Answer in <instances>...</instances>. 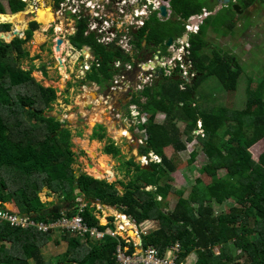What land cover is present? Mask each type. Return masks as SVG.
Here are the masks:
<instances>
[{
  "label": "trees",
  "instance_id": "obj_1",
  "mask_svg": "<svg viewBox=\"0 0 264 264\" xmlns=\"http://www.w3.org/2000/svg\"><path fill=\"white\" fill-rule=\"evenodd\" d=\"M61 1H57L58 7ZM7 2L12 13L23 12L27 7L21 0ZM171 3L174 10L171 19L162 21L157 11L147 26L135 33L140 51L153 53L157 45L164 48L169 38L185 33L186 21L191 17L204 14L206 9L215 10L206 0H172ZM236 3L245 11L256 4L264 6V0H232L229 6L205 21L199 34L191 37L190 60L198 72L194 87L187 83V89L182 90L183 82L170 79L147 87L143 94L148 98L146 103L140 101L141 94H133L132 102L149 112V119L141 123V128L148 130V143L141 146L140 154L153 150L163 160L146 167L134 158L125 160L123 167L129 180L111 183L87 173L78 176L74 167L78 154L74 151L69 122L45 115L47 110L54 109L53 105L60 98L57 90L38 83L33 77L37 70L34 64L32 71L24 70L22 61L30 58V52L24 46L33 40L41 24L31 22L25 39L16 38L10 32L11 24H1L0 32H10L13 43L0 41V208H5L6 203H15L19 214L31 215L37 223H43L57 221L64 214L74 217L78 214L77 200L85 196L89 205L83 216L90 226L102 231L108 227L116 228L115 217H111L108 226H102L92 205L96 201L118 208L139 224L147 220L158 221V227L143 235V248L155 249L160 258L169 247L178 243L179 261L195 253V264H264V156L257 161L252 152V148L264 140V80L257 87L250 82L243 109L203 107L197 95L198 89L211 77L218 78L229 93L238 91L245 73L243 66L237 59L234 62L233 56L210 55L211 43L205 36L208 28H217L213 24L224 12L233 15L222 26L227 29V35L238 26ZM0 14H6L1 1ZM88 30V20L82 19L77 34L70 38L78 50L86 46L92 48L101 62L100 69L95 67L85 81L102 87L111 86L116 73L114 61L117 58L132 61L133 58L126 56L115 44H100L97 35L87 34ZM42 36L37 32V40ZM13 52L18 54L17 57ZM39 58L36 56L32 60ZM96 70L100 73L94 76ZM38 71L49 78L46 68ZM159 111L168 116L163 124L156 122ZM199 121H202L201 128ZM197 129H200L198 134L195 133ZM107 137V127L98 124L92 139L102 141ZM195 139L209 159L201 167V175L210 176L212 182L207 184L198 178L190 195L186 196L185 190L173 185L174 179L161 181L168 172L177 171L168 148L171 146L170 149L182 152L188 148V142ZM105 152L120 157L122 148L109 137ZM198 155V150L192 151V164L196 163ZM222 170L226 175L221 177ZM149 185L158 188L149 190ZM120 186L124 188L123 193ZM44 191L59 198L62 204L59 213H47L55 203L43 201L41 193ZM172 192L177 193L179 200L175 209L168 211L166 202ZM230 200L236 205L229 212L218 214L213 204L224 205ZM66 206L71 210H63ZM50 236L36 227L22 229L0 218V264H54L43 252ZM62 236V240L69 243V251L65 261L57 264L118 263L116 252L120 243L111 236L102 242L94 241L90 236L84 242L82 237L67 231ZM131 247L135 251L134 244Z\"/></svg>",
  "mask_w": 264,
  "mask_h": 264
},
{
  "label": "rangeland",
  "instance_id": "obj_2",
  "mask_svg": "<svg viewBox=\"0 0 264 264\" xmlns=\"http://www.w3.org/2000/svg\"><path fill=\"white\" fill-rule=\"evenodd\" d=\"M0 1L6 8V14H11L7 1ZM206 1L208 3L212 2V0ZM33 3H35V1H33ZM54 5L55 2L53 0H38V2L35 4L36 7L32 8L28 5L25 11L21 12L22 14H11L15 15L13 18V23H11V32L14 31V29H17L14 26V24H16L18 25V27H21L20 31L23 33L25 29L30 28L29 23L31 21L33 22L34 20H39L40 18L44 23L46 22L45 25L47 26L45 27V29L48 28V26L51 24H53L55 27L60 28L61 37L65 41V44L62 47L63 50L61 52H57L56 47L58 39L55 31L53 32V30H51V28L49 27L47 33H44L42 31L44 29V25L41 23L42 27L37 32L43 33L42 42L37 41V32H35L33 40L24 46L27 51L30 52V58H26L24 61H22L24 70L30 71L32 64H34L37 70H34L33 77L38 81L39 84L45 85L46 87H51V85H54V87L61 88L62 92L58 94L60 98L53 105L54 109L47 110L45 112V115L49 116L50 118H58V120L62 122H69L68 127L73 130V142L75 144L74 150L78 153V160L74 165L75 169L78 170L81 174L87 173L88 175L96 179H103L109 182L118 181L119 179H125L126 181H128L129 177L125 174L126 168L123 167V161L135 158L136 161L140 162L141 158H143L145 164L144 156H140L139 150L141 149V146L143 144L142 142L148 143V141L136 140V142H134V138L129 141L119 138L118 142L122 145V154L120 157H114L113 155L107 154L105 152V147L109 142V138L107 137L102 141L98 139H92L93 131L98 124H106L109 127V136H111V134H115L116 137H113V139L117 141L118 136L121 137V134L125 129L123 131L121 129L116 130L113 126L119 125L120 128V126L128 127L131 124H135L136 122H139L141 116H144L147 110L135 103L139 106V110L141 113L139 116H137L138 113L131 104L123 107V105L130 103L131 100L129 99V94L131 91L126 93H114V90L109 85H107V87L103 86L104 88H102V86L94 82L88 83L87 81H85L88 73H85L82 65H91L92 61L96 63L98 58L94 54L92 48L89 47L91 49V56L85 57L71 43L70 38L76 35L78 32V23L80 21L79 17L76 16V14L74 15L72 12L71 14H69V8L66 5L62 6V8L60 6V8L62 9V13L59 14L58 8L55 9L54 7V10L52 9V6ZM42 7H46V9L51 10L54 15L58 14V21H54L55 18L53 16H51V18H46L42 17L41 14L39 15L37 11ZM226 13L227 12H224V14L213 24L217 28H208L205 33V36H208V42L211 43V47L208 50V53L210 55H212L213 53L220 54L222 56H233V60L237 59L243 66L245 73L242 75L237 93H229L218 78L211 77L203 86L198 89L197 95L199 96V103L203 105V107L213 108L215 106H232L234 109H243L247 104V91L250 82L253 81L254 87H257L259 83L264 80V6L262 4H256L249 10L240 14L239 16L241 18V23L243 24L242 27L237 26L234 30L229 32V35H225L228 32L227 29L222 26L225 24L224 22H227V20L231 19L233 15H226ZM87 16L88 17L83 19L88 20V26L92 22L90 17L98 19L97 17H93L90 11L87 12ZM74 18L75 20H73ZM1 24L2 23H0V25ZM89 29L93 32H99V34L97 32L95 33L98 36H101V39H103V35L105 34L100 33L99 28ZM249 31L251 32L252 37V39H250L249 41L251 46L246 41V39L248 38L246 37V35ZM22 33L18 37H23L24 39L25 35ZM123 36V34H118L117 38L114 41H118L119 47L123 49L125 55L133 57L135 54H138V56L140 57V53L142 51H140V49H138L137 47L130 51L127 44L123 41ZM111 42H107L105 40V43H109L105 45H110ZM17 55L18 54L16 52H13V56L17 57ZM38 55L41 58L32 60V58H35L36 56L39 57ZM60 56L63 57L64 61L67 62L65 64L66 70L62 69L60 66V63L58 61V58H60ZM117 59L124 61V66L131 62L125 61L123 58ZM116 63L117 62L115 61L112 64L116 72L115 77L118 76L119 70ZM44 68L47 69L49 78H45L44 73L42 71H38ZM94 72V76L100 73L97 70ZM89 84L92 86H88ZM117 91H120V89H118ZM93 92H98L100 94V99L102 98L105 103L104 106L102 105L104 108H109V110L110 108L112 109V112H109L108 114L109 119L104 120V122L95 121L94 124L91 121L92 116L90 115L95 112L94 106H97V104H94L92 107L86 105L88 99H94L93 95H91ZM139 94L142 95V99L140 101L146 103L148 98L146 96H143L144 91L140 92ZM96 101H98V99ZM108 101H110L109 105L107 104ZM83 112H85L87 115H84ZM79 114H81V116H85V118L87 119V123L82 122L79 119ZM59 117L62 118L59 119ZM30 122L34 124L32 120H30ZM80 131L82 132L81 135L78 134V132ZM87 141L92 147L97 149V154L94 152L90 153L86 149V144H88ZM170 148L171 146L168 148L167 152L169 153V155L172 154V157L177 164V171L168 172V175L165 176L161 181L162 183L170 178L174 179V181L172 182L173 185L176 188L185 190L184 192L186 196H189L192 191V187L196 184V180L198 178H202L207 184H210L212 182V178L210 176L206 174L201 175L200 169L203 165L208 163L209 159L205 155L202 145L198 140L195 139L192 142H188V148L182 152H176L175 149ZM194 150H198L199 155L196 163L192 164L190 162V158L191 153ZM252 152L255 159L259 161L264 156V140H261L257 145H255L252 148ZM99 156H101L102 158L99 159ZM152 160H154V157H151V161ZM102 161L106 162L108 165L111 164L112 170L114 169L113 172L115 173L114 177H111L109 174H107V176L104 175L101 178H98L97 176L91 174L90 165L93 164L95 167L98 166ZM144 164L142 166H145ZM224 175H226V171L222 170L220 172V176L222 177ZM123 189L124 188L120 186V190L122 193L124 192ZM41 198L44 202L55 203L57 206H62L61 202L58 200V197L49 196L48 191H44L43 193H41ZM178 200L179 196L177 195V193L172 192L171 195L167 198L165 207L167 208L166 210L173 211L178 203ZM78 202L82 203V199H78ZM213 205L216 209V212L218 214H221L224 212H229L230 209L236 205V202L234 200H230L227 201L224 205H219L217 203H214ZM95 207L97 208L99 216H101V223L103 225H109V223L111 222L110 217L118 216L120 218L119 222H121V225L123 224L124 229L131 231V229L134 228V226H131L133 225L131 223L133 221V218L131 216L124 217L122 212L117 208L113 206L103 205L101 202L98 205H95ZM7 209L14 210L15 204L8 203ZM113 223L115 225H118V219ZM158 226V221L148 222L144 227V231H150ZM45 232L46 234L51 235L49 237V243L46 244L43 248V252L46 254L47 260L52 261V263L54 264L65 261V255L69 251V243L65 240H62V231L58 228L50 227L49 230H45ZM134 233L138 236L137 232L134 231ZM131 235L135 236L133 234ZM76 236H78V234H76ZM137 239H139V237H137ZM216 252H219L218 249H216ZM196 259V254L192 253L185 259L184 263L194 264Z\"/></svg>",
  "mask_w": 264,
  "mask_h": 264
},
{
  "label": "built area",
  "instance_id": "obj_3",
  "mask_svg": "<svg viewBox=\"0 0 264 264\" xmlns=\"http://www.w3.org/2000/svg\"><path fill=\"white\" fill-rule=\"evenodd\" d=\"M23 2L28 3L29 0H21ZM131 5H140L139 8L129 7L126 11L123 9V6L127 4V0H123L122 4L119 2L114 3L110 0H64L60 3L59 6L66 5L69 8V12H72L74 15L79 17V19H83L88 17L87 12L90 11L93 15L92 22L89 25V28L96 29L99 28L100 33L105 34L103 35V39H101V36H98L95 32L97 31H90L88 30L87 34L95 33L98 37V41L100 44H109L105 43V40L107 42H111V44L115 43L116 46L119 47L118 41H114L118 34H123V41L127 44L130 51H132L136 46V37L135 33L138 30H141L145 27L147 20H149L150 15L153 12H160L161 6L164 4V0H130ZM169 5V4H168ZM113 8L114 11L110 12L108 9ZM60 8V7H59ZM59 9L58 13H62V9ZM109 11V12H108ZM159 17L161 20H164L163 17H161V13L159 14ZM202 18V17H199ZM57 30L61 31L60 28H56ZM187 30L192 33H198L200 31L199 25H194L191 23L187 24ZM99 34V32H97ZM180 44L181 48L179 49V52L176 54L177 58H175L174 61L170 62L171 65L166 62H163V58L160 60L158 57V60L163 63H157V60H154L149 57L137 58L138 54H135L132 58L133 60L126 64L124 66V61L116 59L117 62V68L118 70V76L115 77V80L113 84L111 85L112 89L114 90V93H126L129 92L132 88L136 91H144L147 87L152 86L155 82V80L158 79L157 72L158 70H163V74L167 77H171L173 73H177V76L182 80L181 89L186 90L187 89V83H191L194 78L197 77V72L194 69L193 62L191 60L188 61V64H184V58L187 57V54H190V51L188 49L190 48V45L184 44L182 40H179L178 43ZM109 46V45H106ZM121 48V47H120ZM175 49V47H172ZM76 50V49H75ZM78 50V49H77ZM90 48L85 47L82 50H78L81 52V54L85 57L91 56L90 54ZM123 51V49L121 48ZM124 52V51H123ZM125 53V52H124ZM162 55V53H159ZM114 61V62H115ZM67 62L65 61V64ZM135 63V64H134ZM150 63L157 64L156 67H149L146 68V66ZM174 63V64H173ZM162 65V66H161ZM84 68L85 73H91L95 67H97V70L100 69L101 63L97 60V62H91V65L86 64L85 66L82 65ZM169 67H174L173 73L169 69ZM165 71V72H164ZM104 88V87H102ZM111 89V92H112ZM120 89V91H117ZM95 93V92H93ZM93 93L91 95H93ZM100 95V94H99ZM110 101L107 102V104ZM132 106L137 111V116H139L140 110L139 106L137 104H132ZM143 117V121L148 120V114L145 113ZM158 119L161 121L163 119L162 116L158 115ZM104 122V121H102ZM139 122H141L139 120ZM137 122L135 124H131L128 126L127 130H125L126 133H130L129 130H131V127L136 126ZM200 128L202 127V122H199ZM140 129L136 127V131H139ZM197 132H200L198 129ZM145 161L148 163L147 157L144 158ZM87 203L85 200L82 199V203L80 205L81 212L85 210L87 207ZM0 218L6 221H9L13 225H17L21 228H27L31 226H36L37 224L35 221L29 217V216H19L17 214H13L9 211H0ZM50 227L58 228L63 231H67L70 233L78 234L81 237H86L88 234L91 236H97L98 238H103L105 236L104 233H101L97 228L91 227L86 221L84 216L82 215H76L73 218L69 217H63L61 218L57 223L51 225ZM48 226L41 225L39 227L40 230H49ZM112 237L120 240V246L117 250V264H185L184 262H178V255L180 252V245L175 244L171 248V251L166 255L165 257H159L158 253L153 248L143 249V243L139 242L135 238H132L130 236V231L123 228V225H121V231H109L108 232ZM128 234V236L126 235ZM139 234V232L137 233ZM120 237L124 238V240L121 241ZM125 241V244L123 243ZM134 244L135 251H133L131 245Z\"/></svg>",
  "mask_w": 264,
  "mask_h": 264
},
{
  "label": "clouds",
  "instance_id": "obj_4",
  "mask_svg": "<svg viewBox=\"0 0 264 264\" xmlns=\"http://www.w3.org/2000/svg\"><path fill=\"white\" fill-rule=\"evenodd\" d=\"M169 4V6H170V9H172V7H171V2H169L168 3ZM167 4V5H168ZM237 4V3H236ZM235 4V5H236ZM230 5V4H229ZM240 5V4H239ZM242 6V5H241ZM57 8H59V7H57ZM16 14H18V13H16ZM204 15H207L206 13H204L201 17L203 18V16ZM202 18H199V17H197V18H195L194 19V16L193 17H191L189 20H187L186 21V24H185V30L187 31V34H188V36H190V35H197V34H199L200 33V31H201V28H202V26H203V22L205 23V21H206V19L208 18V16H207V18L204 20V21H202ZM169 19H170V17H169ZM198 19V20H197ZM167 19H164V20H162V21H166ZM36 22H38V23H40L37 19L35 20ZM149 21V20H148ZM193 21H201L202 23H199V22H196L194 25H199L200 26V31L198 32V33H192V32H189L188 30H187V24L188 23H191L192 24V22ZM4 24H11V23H4ZM41 24V23H40ZM12 25V24H11ZM30 26V25H29ZM41 27H42V25H41ZM52 28H57V27H55L53 24H52V26H51ZM28 29L29 28H27V30H25V31H23V34L25 35V38H26V32L28 31ZM39 31V30H38ZM59 31V30H58ZM37 32V31H36ZM59 32H61V31H59ZM1 33V32H0ZM20 38H22V37H20ZM24 38V39H25ZM58 40L59 39H62V37H61V34L58 36V38H57ZM64 44H65V41H64ZM63 44V45H64ZM189 45H190V48H191V43H188ZM86 47H88V46H86ZM190 48H189V50H190ZM63 58V57H62ZM64 60V59H63ZM64 63H65V61H64ZM63 69V68H62ZM194 69H195V71L197 72V70H196V68H195V66H194ZM162 72H163V70H161ZM176 77L174 78L176 81H181L182 82V80L177 76V73H176V75H175ZM197 77H198V72H197ZM197 77L196 78H194L193 79V81L191 82V83H189V85L191 86V84H195V82H194V80L195 79H197ZM97 84V83H96ZM99 85V84H98ZM195 86V85H194ZM151 88L152 87H154V85H152V86H150ZM145 91V90H144ZM146 113L147 114H149V112L148 111H146ZM158 115H160V116H162L163 117V119L160 121L159 119H158ZM84 118H85V116H83ZM167 113L166 112H163V111H159L158 112V114H157V117H156V122H158V123H160V124H163V123H165L166 122V120H167ZM148 119H149V116H148ZM140 121L141 122H137V124H136V126H134V127H131V130H129L130 131V133H126L125 132V130H127L128 128L127 127H122V126H120V128H119V125H116L115 127H114V129H116V130H120V129H125L124 131H123V133L121 134V137H119L118 136V138H117V141L116 140H114L113 139V137H116L115 136V134H111V136H109V134H108V138L110 137V138H112L113 140H114V142H115V144L116 145H118V146H120L121 148H122V145H121V143H119L118 141H119V138H121V139H124V140H131L132 138H134V142H136V140H139V141H147V133H148V130L147 129H142L141 128V123H142V121H143V117L141 116V118H140ZM200 122V121H199ZM202 122V121H201ZM87 123V122H86ZM100 124H102V123H100ZM106 127H107V131L109 130V127H108V125H106V124H104ZM98 126V125H97ZM136 127H138L140 130L139 131H136ZM199 128H200V126H199ZM95 129V128H94ZM200 130V129H199ZM196 131H198V129L196 130ZM195 131V133L196 134H198V133H200V132H196ZM94 132V131H93ZM109 133V132H108ZM143 144L142 145H147V143H144V142H142ZM75 151V150H74ZM77 153V152H76ZM139 153H140V150H139ZM78 154V153H77ZM140 156H144V158L145 157H147V159H148V163L145 161V164H144V160H143V158H141V161L139 162V161H137L139 164L141 163V165H145L144 167H146V166H149V165H151L152 163H154V162H158V163H160V162H162V160H163V158H162V156H160L159 154H157L156 152H154L153 150H150L148 153H146V154H140ZM151 157H154V160H152L151 161ZM77 159H78V157H77ZM135 159V158H134ZM77 174H78V176H80L81 175V173L77 170ZM100 180H103V179H100ZM112 182H114V181H112ZM111 183V182H110ZM157 189L158 187L157 186H154V185H149V186H147V189H149V190H151V189ZM53 196H56V195H53ZM52 197V196H51ZM57 197V196H56ZM79 199H83V200H85V202L89 205V202L87 201V199H86V197L85 196H81ZM159 199L160 200H162V196H159ZM58 200H59V198H58ZM95 203V202H94ZM92 204L93 205V207L95 208V214H96V216L101 220V216H99V214H98V211H97V208L95 207V205H98L100 202H98V201H96V203L95 204ZM7 204L8 203H6L5 204V208H0V211H9V212H11V213H13V214H17V215H19V216H29V217H31L34 221H35V219H34V217H32L31 215H22V214H19V210H18V207H17V205L15 204V203H12V204H15L16 206H15V209L14 210H9V209H7ZM80 205H81V203L80 202H78V200H77V209H78V214L77 215H82L83 216V214L85 213V211H86V208L88 207V205H87V207L85 208V210L83 211V212H81V209H80ZM62 206H57L56 204L54 205V206H51L50 207V209H53V210H59V212H60V208H61ZM116 208V207H115ZM1 209H3V210H1ZM118 209V208H117ZM49 210V209H48ZM47 210V211H48ZM63 210H65V211H67L66 209H65V207H63ZM119 210V209H118ZM69 211V210H68ZM121 211V210H120ZM122 212V211H121ZM51 214H56V213H51ZM122 214H123V216L124 217H127L128 215H126L125 213H123L122 212ZM69 217V216H67L66 214H64L61 218H63V217ZM76 216V215H75ZM60 218V219H61ZM69 218H73V217H69ZM60 219H58L57 221H50V222H43V223H37L36 221H35V223L37 224V227L36 226H31V227H36V228H38L39 229V227L41 226V225H46V226H48V227H50L51 225H53V224H55V223H57ZM118 219V225H115L116 226V228H112V227H108V229L107 230H105V231H102L100 228H98V227H95V228H97L101 233H104L105 234V236L103 237V238H98L97 236H91L90 234H88L86 237H83V240H87L88 239V236H90L93 240H96V241H98V242H102V241H105V239H106V237L107 236H111L108 232L109 231H121V222H119V220H120V218L117 216V217H115V220H117ZM86 221V220H85ZM151 221H154V222H156V220H147V221H144V222H142V223H138L135 219H133V221L131 222L133 225H131V226H134V228L133 229H131V231H135V232H139V234H138V236L136 235V236H132L131 234H130V236L132 237V238H135L136 240H138L139 241V239H141L142 241V243H143V235H146L148 232H150L149 230H145L144 231V227L147 225V223L148 222H151ZM123 225V224H122ZM106 226H108V225H106ZM92 227V226H91ZM22 229H26V228H22ZM40 230V229H39ZM59 230H61V229H59ZM153 230V229H152ZM40 231H42V233H46L44 230H40ZM62 231V233L64 232L63 230H61ZM70 233V232H69ZM71 234H74V233H71ZM74 235H76V234H74ZM127 236H128V234H126ZM79 237H81L80 235H78ZM112 237V236H111ZM137 237H139V239H137ZM114 238V237H113ZM116 239V238H115ZM120 239H121V241L122 240H124V238H122V237H120ZM118 240V239H117ZM140 242V243H141ZM119 243H120V240H119ZM123 243L125 244V241H123ZM121 244V243H120ZM178 244V243H177ZM173 246H175V245H173ZM173 246H171V247H169L167 250H166V252L164 253V257L166 256V255H168V253L171 251V248L173 247ZM142 248H143V246H142ZM144 249V248H143ZM118 250V249H117ZM116 254H117V252H116ZM45 256H46V254H45ZM116 257H117V255H116ZM180 252H179V255H178V261L180 260ZM47 258V257H46ZM180 262H185V260L184 261H180Z\"/></svg>",
  "mask_w": 264,
  "mask_h": 264
},
{
  "label": "bare ground",
  "instance_id": "obj_5",
  "mask_svg": "<svg viewBox=\"0 0 264 264\" xmlns=\"http://www.w3.org/2000/svg\"><path fill=\"white\" fill-rule=\"evenodd\" d=\"M37 13L40 15L41 14V16L42 17H46V18H51V16H53L54 18H55V15L51 12V10H47V11H45V10H43L42 8L40 9V10H38L37 11ZM18 14H22V13H18ZM24 14H26V13H24ZM15 15H17V14H15ZM15 15H11V14H3V15H0V23H13V18H14V16ZM29 15V14H28ZM11 16V17H10ZM54 21H56V19L54 20ZM45 24H46V22H45ZM44 25V24H43ZM52 25V24H51ZM51 25H49L48 26V28L49 27H51ZM14 26H17L16 28V30H18V32L19 33H22L21 31H20V29H21V27H18V25H16V24H14ZM48 28H46L45 29V26H44V29L42 30L43 32H46V30L48 29ZM14 31H15V29H14ZM14 31H12L13 32V34H14ZM42 33V32H41ZM16 35V34H15ZM42 35H43V33H42ZM17 36V35H16ZM45 37V36H44ZM6 38H7V41L8 42H12V39L10 40V36H9V34L8 35H6ZM38 42H40V41H42V37H41V39L40 40H37ZM61 57V56H60ZM98 60V59H97ZM99 61V60H98ZM99 63H101L100 61H99ZM149 65V64H148ZM147 65V66H148ZM147 66H146V68H147ZM65 69V68H64ZM66 70V69H65ZM64 71V70H63ZM93 97H94V99H98V98H100V97H97L96 95L94 96L93 95ZM88 99V98H87ZM86 99V100H87ZM94 99H88V103L89 104H94L95 103V101H94ZM98 103H100L101 105L104 103V101L103 100H99V102ZM96 104V103H95ZM105 104V103H104ZM87 105V104H86ZM100 105V106H101ZM106 108V107H105ZM104 107H103V109H104V112H102V111H95L94 113H90L91 115L90 116H92L91 117V121L93 122V124L95 123V121H104V120H106V119H109V116H108V114H109V112H110V110H109V108H106L105 109ZM83 110V109H82ZM81 110V111H82ZM98 110H100V107H98ZM83 114L84 115H87L85 112H83ZM75 117V116H74ZM81 117H83V115L81 116ZM111 120V119H110ZM111 122V121H110ZM115 124V123H114ZM113 127H115V126H113ZM122 131L124 130V129H121ZM88 142V141H87ZM87 145V150L90 152V153H92V152H94V153H96L97 154V149H95L94 147H92L90 144H89V142H88V144H86ZM102 157L101 156H99V159H101ZM98 159V160H99ZM91 169V174H93V175H95V176H97L98 178H101L102 176H107V174H109L111 177H114V172H113V170H112V166H111V164L110 165H108L106 162H101V163H99V165L98 166H95V167H91L90 168ZM108 175V176H109ZM131 234H133V235H135V233L132 231L131 232ZM136 236V235H135Z\"/></svg>",
  "mask_w": 264,
  "mask_h": 264
},
{
  "label": "water",
  "instance_id": "obj_6",
  "mask_svg": "<svg viewBox=\"0 0 264 264\" xmlns=\"http://www.w3.org/2000/svg\"><path fill=\"white\" fill-rule=\"evenodd\" d=\"M111 2L113 1L114 3H117V2H119L120 4H122V2H123V0H110ZM169 2H171V0H164V4L161 6V8H160V13H161V17H163L164 19H169V17H170V10H169V7H168V3ZM232 2V0H227L225 3L224 2H222V8L223 7H225V6H229V4ZM134 6H136L135 8H139L140 7V5L138 4V5H131V1L130 0H127V4L126 5H124L123 6V9L126 11L127 9H129V7L131 8V7H134ZM234 9L237 11V13H239V14H241L242 13V9H241V6L239 5V4H236L235 6H234ZM25 11V10H24ZM23 11V12H24ZM19 13H21V12H19ZM69 14H71V12H69ZM214 14H216V13H214ZM0 15H3V14H0ZM207 18V15H204L203 16V18H202V21H204L205 19ZM198 20V19H197ZM193 23H195L194 21L192 22V24ZM11 32V31H10ZM10 32H7V34H5V33H0V41H3V42H5L6 44H12L13 42H7V38H6V35H8V33H10ZM14 34H16L17 36H16V38L21 34V33H19L18 31H14ZM23 34V33H22ZM25 34V33H24ZM187 37H188V35H187ZM23 38V37H22ZM174 38L173 37H171L169 40H168V42L166 43V49L169 51V49H171V46L174 44ZM63 44H64V39H59L58 41H57V47H56V51L57 52H61L62 50H63ZM146 45H147V42H145L144 43V47L146 48ZM58 61H59V63H60V66H61V68H65L66 69V65H65V63H64V60H63V58L62 57H60V58H58ZM163 73V72H162ZM194 85L195 84H191V87H194ZM88 86H92V85H88ZM51 87L52 88H55L56 90H57V93L58 94H60L61 92H62V90H61V88H59V87H54V85H51ZM94 94H96V96L97 97H99L100 95H99V93L98 92H95V93H93V95ZM95 96V95H94ZM89 106L90 107H92L93 106V104H89ZM81 114H79V119L82 121V122H87V119L86 118H84V117H81L80 116ZM60 118H62V117H59V119ZM90 167H94V165L93 164H91L90 165ZM123 191H124V189H123ZM47 213L48 214H51V213H59V210H53V209H49L48 211H47Z\"/></svg>",
  "mask_w": 264,
  "mask_h": 264
},
{
  "label": "crops",
  "instance_id": "obj_7",
  "mask_svg": "<svg viewBox=\"0 0 264 264\" xmlns=\"http://www.w3.org/2000/svg\"><path fill=\"white\" fill-rule=\"evenodd\" d=\"M7 1V0H6ZM33 1H35V3H33ZM54 2H55V5L54 6H52V9L54 10V7H55V9L58 7L57 6V1H59V0H53ZM64 0H62L61 2H63ZM227 0H212V6H216L215 7V10L213 11V12H210L209 11V9H206L205 11H204V13H206L207 14V16H208V18L210 17V16H212V15H216V14H218L220 11H222L225 7H223L222 8V2H226ZM31 2V3H30ZM38 2V0H29L28 1V3H27V6L29 5L30 7H32V8H34V7H36L35 6V4ZM171 2H172V0H171ZM207 2V1H206ZM8 3V2H7ZM231 4V3H230ZM171 5V7H172V3L170 4ZM241 5V4H240ZM8 7H9V3H8ZM168 7H169V10H170V19L173 17L172 16V14L174 13V10H173V8L172 9H170V6L168 5ZM5 8V7H4ZM108 8H109V6H108ZM113 8H115V7H113L112 6V8H109L108 10L110 11V12H112V11H114L113 10ZM208 8H209V6H208ZM6 9V8H5ZM41 9V8H40ZM42 9L43 10H45V11H47V10H49V9H46V7H42ZM58 9H60V8H58ZM241 9H242V6H241ZM37 10H38V8H37ZM9 11H10V13L12 14V12H11V10H10V8H9ZM108 11V12H109ZM237 12V11H236ZM243 12H245V10H242V13ZM8 13V12H7ZM214 13H216V14H214ZM241 13V14H242ZM203 14H201V15H196V16H194V19L195 18H197V17H201ZM240 14L239 13H237V16H236V21H238V26H241L242 27V23H241V18H240V16H239ZM25 16H27V15H25ZM56 17H57V20H56V22L58 21V19H59V16H58V14H55V19H56ZM207 18V19H208ZM206 19V20H207ZM73 20H75V18L73 19ZM167 20H169V19H167ZM35 21V20H34ZM40 23H42V24H44V26L46 27L47 25H45V23L39 18V20H38ZM32 22V21H31ZM30 22V23H31ZM195 23L196 22H199V23H202L201 21H194ZM30 23H29V25H30ZM194 23V24H195ZM2 24H4V23H2ZM202 24H204V22L202 23ZM1 26V25H0ZM52 26V25H51ZM245 26V25H244ZM17 26H15V28H16ZM203 27V26H202ZM25 30H27V29H25ZM48 30V29H47ZM46 30V31H47ZM250 31H252V30H250ZM248 32L247 33V35H246V37H248L247 39H246V41L248 42V44L251 46V44H250V39H252V37H251V32ZM213 34H215V33H213ZM225 35H227V34H225ZM193 35H190L189 37H188V40H190V43H191V37H192ZM186 38H187V35H186ZM207 40H209L208 39V36H207ZM147 46V45H146ZM147 54H148V52H141L140 53V57L141 58H143V57H147ZM161 55L159 54V56L158 57H160ZM137 58H139V56H137ZM156 60V59H155ZM234 62H236V60H234ZM157 66V64H155V63H150L148 66H147V68H149V67H156ZM157 76H158V78H160L161 76H162V73H161V70H158V72H157ZM100 97V96H99ZM99 99L100 98H98V101H96L97 99H94V101H95V103L97 104V106H94L95 107V111H102L103 112V106L105 105L104 103L101 105L100 103H98L99 102ZM100 100H103L102 98L100 99ZM88 101V100H87ZM104 101V100H103ZM94 103V104H95ZM88 106H89V103L87 102L86 103ZM93 104V105H94ZM100 105H101V107H100ZM98 107H100V110H98ZM81 116V115H80ZM80 118V117H79ZM184 124L185 123H183V122H181V125H183L184 126ZM197 132V131H196ZM16 206V205H15ZM65 209L68 211V210H71V207L70 206H66L65 207ZM110 220H111V217H110ZM110 224V223H109ZM101 225L102 226H106V225H103L102 223H101ZM108 225V224H107ZM131 232V231H130ZM142 240L141 239H139V242H141ZM195 264V263H194Z\"/></svg>",
  "mask_w": 264,
  "mask_h": 264
},
{
  "label": "flooded vegetation",
  "instance_id": "obj_8",
  "mask_svg": "<svg viewBox=\"0 0 264 264\" xmlns=\"http://www.w3.org/2000/svg\"><path fill=\"white\" fill-rule=\"evenodd\" d=\"M154 13L155 12H153L151 15H150V17H149V20L152 18V16L154 15ZM147 22H148V20H147ZM147 26V23H146V25H145V27ZM144 27V28H145ZM51 28V30H53V32L55 31V33H56V35H57V38H58V36L60 35V32L56 29V28H52V27H50ZM50 30V31H51ZM44 33H47V31L46 32H44ZM186 35H188L187 34V31H185V33L183 34V35H181V36H179V37H173L175 40H174V44L171 46V49H169V51L166 49V43L168 42V40L170 39H168L166 42H165V44H164V46H165V48H162V45L161 46H159V45H157L156 46V49H155V51L153 52V53H151V52H149L148 54H147V57H149V58H152V59H156L157 60V63H159L160 61L158 60V56H159V53H162V55L159 57V59L161 60L162 58H163V62L164 63H166V62H168L170 65H171V63L170 62H172V61H174L175 60V58H177L176 56V54L179 52V49L181 48V46H180V44H177V46H175V44L176 43H178V41L179 40H182L183 41V43L184 44H187V43H190V40H188V37L186 38ZM172 47H175V49H173ZM188 51H189V49H188ZM144 59H145V57H144ZM191 58H190V54H187V57H185L184 58V64H188V61L190 60ZM163 62H160V63H163ZM174 64V63H173ZM162 66V65H161ZM175 69L174 67H169V69L172 71V73L174 72L173 71V69ZM165 72V71H164ZM161 73H162V71H161ZM176 74H175V72L173 73V75H171V77H167L166 75H164L163 73H162V76L160 77V78H158L157 80H155V82H154V84L153 85H156L157 83H160V84H162V83H164V82H166V80H169V79H174L176 76H175ZM131 92H130V94H129V99L131 100L130 101V103L129 104H125V105H123V107H126V106H128V105H132V104H135V103H132V101H133V99H134V93H135V95H137V94H139L140 92H143V91H136V90H134L133 88L130 90ZM110 99V98H109ZM121 99V98H120ZM111 100V99H110ZM124 103V102H123ZM108 105H109V103H108ZM108 107V106H107ZM112 109L110 108V113L112 112L111 111ZM126 115H128V114H126Z\"/></svg>",
  "mask_w": 264,
  "mask_h": 264
}]
</instances>
